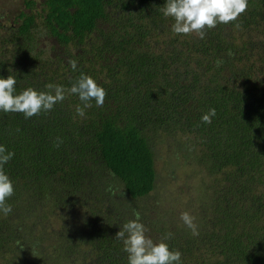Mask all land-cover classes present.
I'll use <instances>...</instances> for the list:
<instances>
[{"label":"trees","instance_id":"obj_1","mask_svg":"<svg viewBox=\"0 0 264 264\" xmlns=\"http://www.w3.org/2000/svg\"><path fill=\"white\" fill-rule=\"evenodd\" d=\"M1 1L0 76L19 91L86 73L105 96L83 116L68 92L28 118L0 111L14 153L0 264H127L114 233L134 210L182 264H264V0L202 39L171 32L164 0ZM160 147L170 171L198 177L185 198L159 179Z\"/></svg>","mask_w":264,"mask_h":264},{"label":"clouds","instance_id":"obj_2","mask_svg":"<svg viewBox=\"0 0 264 264\" xmlns=\"http://www.w3.org/2000/svg\"><path fill=\"white\" fill-rule=\"evenodd\" d=\"M247 6V0H164L159 8L165 17H171L170 30L176 34L195 33L201 39L206 29H212L217 23H228L235 20ZM69 65L75 67V60ZM16 77L12 74L0 76V111L20 112L25 118L47 111L64 99L65 93L76 94L81 102L75 106L77 116H83L84 110L90 106V101L97 106L104 102L105 90L102 85L89 74L80 73L75 80L65 88L61 84L47 82L44 90L31 86L17 91L14 87ZM216 115L214 107H209L201 113L199 119L209 123ZM60 142L56 138V143ZM11 149L6 150L0 144V215L6 216L12 211V205L7 202L14 191L13 181L5 171L4 165L13 157ZM140 213L133 211V218L119 224L114 237L121 241V249L126 253L127 264H182L178 249L169 247L170 232L163 234L158 240L146 235V226L140 220ZM180 220L190 230L192 235L198 234L194 217L188 211L180 213Z\"/></svg>","mask_w":264,"mask_h":264},{"label":"rangeland","instance_id":"obj_3","mask_svg":"<svg viewBox=\"0 0 264 264\" xmlns=\"http://www.w3.org/2000/svg\"><path fill=\"white\" fill-rule=\"evenodd\" d=\"M20 1L21 0H6L7 5H4V6H8L7 7L8 9H11L12 6H13V8H15L18 4H20ZM0 2L2 3L1 0H0ZM160 151L163 155L165 154V156L164 157L162 156L157 161L156 167L159 171V179H161V182L164 184L165 189L167 188L168 191H170V192L175 191V193L179 197L182 195V198H185L186 195L188 196V193H187L188 189H186L184 187V184L186 186L188 184H191V186L193 187V185L197 183L195 180H196V178L198 179V177L190 176L189 174L191 172H189V170L185 169V168L184 169L176 168L173 171L172 170L170 171V169H169L170 165L165 163V157L167 155L165 153V151H167V149L160 147ZM191 177H193L194 180ZM170 196H171V194H170ZM171 201H173V199Z\"/></svg>","mask_w":264,"mask_h":264}]
</instances>
